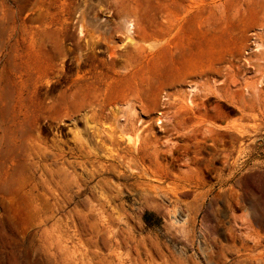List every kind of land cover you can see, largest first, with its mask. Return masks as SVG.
I'll return each mask as SVG.
<instances>
[{
  "label": "rangeland",
  "instance_id": "obj_1",
  "mask_svg": "<svg viewBox=\"0 0 264 264\" xmlns=\"http://www.w3.org/2000/svg\"><path fill=\"white\" fill-rule=\"evenodd\" d=\"M0 264H264V0H0Z\"/></svg>",
  "mask_w": 264,
  "mask_h": 264
}]
</instances>
